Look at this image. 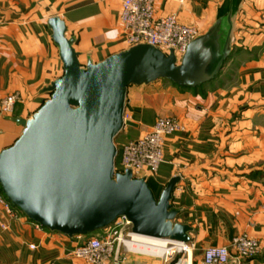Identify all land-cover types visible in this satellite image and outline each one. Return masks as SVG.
Here are the masks:
<instances>
[{"label":"crops","instance_id":"0c3cea01","mask_svg":"<svg viewBox=\"0 0 264 264\" xmlns=\"http://www.w3.org/2000/svg\"><path fill=\"white\" fill-rule=\"evenodd\" d=\"M121 6V0H0V153L23 132L16 119L31 118L51 98L47 88L65 73L50 20L65 22L85 67L129 49ZM231 10V53L240 49L243 59L238 71L226 70L237 61L232 54L219 75L198 88L166 79L131 85L126 109L137 126L125 127L115 140L119 157L158 118L179 120L181 128L167 135L163 162L147 181L158 198L180 177L172 204L181 210L177 222L193 227L195 244L185 264H207V249L230 246L241 235L260 243L259 255L241 258L230 248L226 264H264V0H157L155 15H175L202 35ZM13 93L21 100L12 113H3L1 101ZM88 237L38 228L13 204L9 211L0 203V264H89L73 256ZM123 264L168 263L133 254Z\"/></svg>","mask_w":264,"mask_h":264},{"label":"water","instance_id":"95a60500","mask_svg":"<svg viewBox=\"0 0 264 264\" xmlns=\"http://www.w3.org/2000/svg\"><path fill=\"white\" fill-rule=\"evenodd\" d=\"M49 25L65 73L31 118L16 119L24 129L0 153L2 193L30 220L69 237L92 235L125 217L134 233L190 243L193 227L177 222L181 210L172 204L180 177L157 198L147 177L116 170L115 140L126 126H137L124 121L131 85L166 79L192 89L219 75L231 55L235 12L191 42L180 60L173 50L140 44L85 67L65 22L54 17Z\"/></svg>","mask_w":264,"mask_h":264},{"label":"built area","instance_id":"2783aa9c","mask_svg":"<svg viewBox=\"0 0 264 264\" xmlns=\"http://www.w3.org/2000/svg\"><path fill=\"white\" fill-rule=\"evenodd\" d=\"M157 0H121L120 21L123 26L124 39L129 48L149 44L165 53L173 50L180 60L188 46L200 31L192 25H185L175 15L156 17ZM21 100L19 93L6 96L1 101V111L6 114L13 112L15 105ZM131 120L126 109L124 121ZM127 127V126H126ZM181 128L179 120L172 117L158 118L151 130L137 139L128 141L122 150L118 172L131 169L134 178L147 177L156 173L164 158V145L167 135ZM0 203L12 211V203L0 193ZM34 222V221H33ZM38 228H43L34 222ZM131 242L133 251L127 245ZM165 242V243H164ZM122 246L130 252L156 256L168 264H185L195 248L193 242L184 243L170 239L152 238L132 231L130 221L119 218L114 224L104 229V233L89 235L88 239L73 251V256L89 264H121ZM31 245V248H35ZM230 248L241 258H254L259 255L260 243L247 236L234 238L230 246L211 247L204 253L207 264H226L230 260Z\"/></svg>","mask_w":264,"mask_h":264},{"label":"rangeland","instance_id":"374dc122","mask_svg":"<svg viewBox=\"0 0 264 264\" xmlns=\"http://www.w3.org/2000/svg\"><path fill=\"white\" fill-rule=\"evenodd\" d=\"M235 53L233 55H238L239 54V51H237V48H235ZM237 61H234V63L230 62V65L226 68V70L232 72V73H235L238 71V69L241 67L242 65V62H243V59H241V56L238 55L236 57ZM209 84V83H207ZM118 160L120 161L121 160V155L118 157ZM122 256L120 257L121 258V264H123L129 255H133V254H136V255H141V256H148V255H145V254H141V253H134V252H130L128 251L126 248H124V246H122ZM152 257H156V256H152Z\"/></svg>","mask_w":264,"mask_h":264},{"label":"trees","instance_id":"16d2710c","mask_svg":"<svg viewBox=\"0 0 264 264\" xmlns=\"http://www.w3.org/2000/svg\"><path fill=\"white\" fill-rule=\"evenodd\" d=\"M235 48L233 47V52L231 53V55H230V57L232 56V54H234L235 53V50H234ZM237 51H240V49H237ZM230 57L228 58V60L230 59ZM228 60H226V62H225V64L227 63V61ZM118 159V158H117ZM0 193H2V191H1V188H0Z\"/></svg>","mask_w":264,"mask_h":264},{"label":"bare ground","instance_id":"6f19581e","mask_svg":"<svg viewBox=\"0 0 264 264\" xmlns=\"http://www.w3.org/2000/svg\"><path fill=\"white\" fill-rule=\"evenodd\" d=\"M153 238V237H152ZM165 243V242H164ZM127 245L129 246V248H131V251H133V245H131V242H127Z\"/></svg>","mask_w":264,"mask_h":264}]
</instances>
